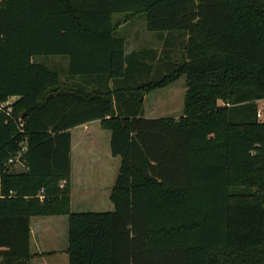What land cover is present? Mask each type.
<instances>
[{"label": "trees", "instance_id": "obj_1", "mask_svg": "<svg viewBox=\"0 0 264 264\" xmlns=\"http://www.w3.org/2000/svg\"><path fill=\"white\" fill-rule=\"evenodd\" d=\"M117 14L143 16L164 50L188 36L184 60L164 55L148 79L156 58L126 53ZM36 57H67L69 81ZM183 77V116L146 118L147 95ZM12 98L0 264H31V218L63 215L69 264H264V0H0V104ZM95 121L121 159L114 209L73 212L70 131Z\"/></svg>", "mask_w": 264, "mask_h": 264}, {"label": "crops", "instance_id": "obj_2", "mask_svg": "<svg viewBox=\"0 0 264 264\" xmlns=\"http://www.w3.org/2000/svg\"><path fill=\"white\" fill-rule=\"evenodd\" d=\"M126 27L127 29L129 28L128 29L129 32L126 31ZM131 29H132V26L128 24L126 25L122 24L118 29V33L124 35L126 38L128 36H131V33H134V35L137 36L138 35L137 31L131 32ZM122 35L121 36L119 35V36L122 37ZM125 37H122V38H125ZM154 37H155L153 38V40H155L154 43H151L150 41L148 43H143L140 47H136L134 50H130V53L132 51H140V49H143L145 52L149 51L150 56L155 57L156 61L159 60L160 58L159 55L161 53L163 54V51H164L165 38L162 37L161 34H157V33H155ZM126 38H125L126 43H128V38L127 39ZM168 38L171 40L170 51L173 50V52H175L176 46L178 45L177 38L181 39V36L180 34H172ZM184 39L188 40V36H184ZM127 50H126V53H127ZM180 50L182 51L184 50L183 45L180 47ZM167 56H170V55L168 54ZM183 56H184V52H183ZM170 58L172 59L171 56ZM173 60L175 61L176 59H173ZM55 61L62 62V60H59V59H55ZM55 69L57 70V68ZM158 73H159L158 71H155L151 73V75H157ZM67 74L69 77V64H68ZM163 75L164 74H161L160 72V74L157 76L160 77ZM183 78L185 79L184 83L186 85V78L185 77ZM77 79H80V78L77 77ZM175 83H173L170 86H173ZM88 89L92 90V86H89ZM219 105H223V102L220 101ZM148 118L155 119L152 117H148ZM104 131H108L109 134H106ZM70 133H71V138H72V144H71L72 171H71V177H70L71 210H72L75 204L82 206L83 202L88 200V195H89L86 189H81L79 192V196L75 195V191H74L75 185H76L75 176L82 179L83 183L81 184H83L84 186L96 185L104 189L107 188V190H103V193H105V196H107V198H110V195L112 193V189L114 186V182L117 178V175H118V172L121 166V159L119 157H114L112 155V152H111L112 133L109 130L103 129L100 121L91 122V123L73 128L71 129ZM74 152H76V159H77L76 163H74L73 161ZM107 172H109V174ZM93 176H98L100 178L98 183L92 182L91 178ZM77 184H78V181H77ZM67 226L69 230L68 217L64 215L63 216L31 218V245L30 247L32 246V242L33 244L35 242L37 245L38 244L41 246L49 245V247L52 248L53 243L57 241V237L56 235H54L57 232V229H61L63 227L65 228V232H66ZM35 228H37V232L35 231ZM34 235H35V238H34ZM38 235H40V238H38ZM67 248L68 247H65V249L63 250L64 253H66ZM46 250H50V251H42L38 253H33L31 251L33 254L36 255L33 258V260L38 259V258H43V257H50V256H53L57 252L56 249H46ZM33 260L31 261V264ZM42 264H46V262Z\"/></svg>", "mask_w": 264, "mask_h": 264}, {"label": "rangeland", "instance_id": "obj_3", "mask_svg": "<svg viewBox=\"0 0 264 264\" xmlns=\"http://www.w3.org/2000/svg\"><path fill=\"white\" fill-rule=\"evenodd\" d=\"M115 24H128L132 26L131 32L137 31V36L134 35V33H131V36H128V43H127V54L130 53V50H134L136 47H140L143 43H148L149 41L151 43H154L155 40V33L150 32L147 29L146 21L143 16H135L131 17V15H123V14H117L114 18ZM120 25V26H121ZM131 28V27H130ZM129 29V28H128ZM126 27V31L129 32V30ZM126 32V34H127ZM118 33V32H117ZM173 34H180L181 39L177 38L178 45L176 46V51L173 52V50L165 49L163 51V54L161 53L159 56V60L164 55H170L172 59L170 60L173 62V59H176L174 62L177 61H183V51L180 50V47L183 45L184 48L186 46L187 40L184 39L185 34L182 33H173ZM118 35H122L118 33ZM122 37H125L122 35ZM126 38V37H125ZM126 38V39H127ZM165 42V41H164ZM171 43V42H170ZM180 44V46H179ZM143 50V49H140ZM174 55V56H173ZM158 57V56H157ZM55 59L62 60V62L55 61ZM153 63L154 64V71H158L160 74L167 73L166 66L169 67L170 62H164V65H158V62ZM35 63L43 64L51 69L57 71L62 79L64 81H69V77L67 74L68 69V58L67 57H36L34 58ZM160 63V62H159ZM57 68V70L55 68ZM166 69V70H165ZM59 70V71H58ZM152 71V70H151ZM157 75H153L148 79H152L155 77H158ZM146 74L143 73V77H145ZM76 82H83L82 79H77ZM185 79L179 80L177 83H175L173 86H170L166 89H161L158 91H154L151 94L147 95L144 101V108H145V117H152V118H179L183 116V108H184V98L186 93V85H185ZM13 99V100H12ZM10 99V102L13 104L16 100V98ZM264 105V101L258 102V108L261 109ZM261 122H264V112H263V118L260 120ZM106 134H109L108 131H104ZM76 152L73 154V161L76 163ZM20 172L25 171V168L18 167L17 168ZM109 174V172H107ZM93 183H98L100 178L98 176H93L91 178ZM78 181V184H77ZM75 195L79 196V192L81 189H86V191L89 193L88 200L83 202L82 206H79L77 204L74 205V208L72 209L73 212H108L113 211L114 207L113 204L110 201V198H107L105 196V193H103V190H107V188L98 187L96 185L94 186H84L82 182V179L75 176ZM116 182V180H115ZM114 182V184H115ZM40 200H44L40 199ZM36 220V219H34ZM35 231L37 232V228H35ZM57 237V241L53 243L52 248L48 246H41L37 245L35 242L31 246V251L33 253H38L42 251H50L46 249H56L57 252L50 257H43L34 259L32 264H69V258L66 253L63 252L65 247H68V226L65 228L57 229V232L54 234ZM35 238V235H34ZM38 238H40V235H38Z\"/></svg>", "mask_w": 264, "mask_h": 264}, {"label": "built area", "instance_id": "obj_4", "mask_svg": "<svg viewBox=\"0 0 264 264\" xmlns=\"http://www.w3.org/2000/svg\"><path fill=\"white\" fill-rule=\"evenodd\" d=\"M12 105L13 104L10 102V100L8 102L0 104V115L4 114L7 117H11L12 113H13V106ZM263 112H264V105L262 106L261 109L258 110L257 118L259 120H261L263 118ZM18 126H19V129L21 130V132L23 133V131H24L23 130L24 129V123L23 122H19ZM26 142L27 141H24V143L22 144V148H21L20 152L15 157H12L9 160V164L14 166V168H16V169L18 167H20V168L21 167H23V168L25 167V164L23 162V157L25 156L26 152L28 151ZM65 183L66 182H63L62 186ZM0 196H1V185H0ZM39 198L40 199L44 198V190L41 191Z\"/></svg>", "mask_w": 264, "mask_h": 264}]
</instances>
